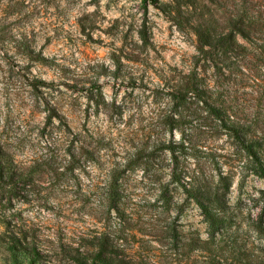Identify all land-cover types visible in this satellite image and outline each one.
Masks as SVG:
<instances>
[{
    "label": "rangeland",
    "instance_id": "374dc122",
    "mask_svg": "<svg viewBox=\"0 0 264 264\" xmlns=\"http://www.w3.org/2000/svg\"><path fill=\"white\" fill-rule=\"evenodd\" d=\"M248 1L0 0V264H264V179L234 160L264 129L162 120L206 114L169 93Z\"/></svg>",
    "mask_w": 264,
    "mask_h": 264
},
{
    "label": "trees",
    "instance_id": "16d2710c",
    "mask_svg": "<svg viewBox=\"0 0 264 264\" xmlns=\"http://www.w3.org/2000/svg\"><path fill=\"white\" fill-rule=\"evenodd\" d=\"M196 30L201 44L191 70L180 74V81L169 94L179 109L185 104L206 102L208 109L204 110L208 111L202 114L194 108L191 116L185 117L179 110V114H173L176 116L162 119L164 123L170 120L190 123L191 129H264V1L250 0L236 6L223 25L224 31L217 37L205 34L200 27ZM206 47L209 51L204 50ZM45 135L43 131L41 136ZM240 147L234 160L243 162L247 175L264 179V150L252 141ZM73 156L68 150V157ZM10 158L0 144V178L5 176L4 169ZM190 185L198 200L196 194L206 185L202 186L195 179ZM253 199L264 209V187ZM211 200L206 204L198 200V203L208 215V226L217 227L220 220L210 212L222 206ZM260 224L261 220L256 218L252 227L262 233L264 228Z\"/></svg>",
    "mask_w": 264,
    "mask_h": 264
}]
</instances>
